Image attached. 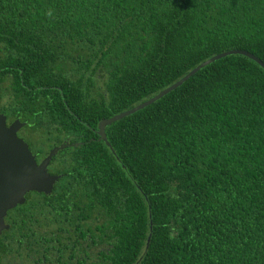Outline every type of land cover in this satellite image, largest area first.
<instances>
[{
	"label": "trees",
	"instance_id": "trees-1",
	"mask_svg": "<svg viewBox=\"0 0 264 264\" xmlns=\"http://www.w3.org/2000/svg\"><path fill=\"white\" fill-rule=\"evenodd\" d=\"M230 49L264 61V0H0V113L37 161L79 142L8 211L0 264H264L259 63L204 66L108 125L112 148L95 132Z\"/></svg>",
	"mask_w": 264,
	"mask_h": 264
},
{
	"label": "water",
	"instance_id": "water-1",
	"mask_svg": "<svg viewBox=\"0 0 264 264\" xmlns=\"http://www.w3.org/2000/svg\"><path fill=\"white\" fill-rule=\"evenodd\" d=\"M231 54L248 56L264 68V61L247 50L230 49L215 54L152 97L123 112L114 114L109 118H103L99 122L98 129L96 130L99 139L103 140L111 147L106 134V127L108 125L154 103L182 85L204 66ZM25 124L26 122L15 119L8 125L7 116L0 113V236L5 230L10 228V224L6 223L5 220L8 211L18 205H23L26 202L27 193L31 191L45 194L52 193L54 184L60 179L61 174L49 173L48 166L53 157L56 156L60 150L68 146V144L63 143L53 147L47 156L38 162L37 156L30 149L28 142L18 135V131L25 126ZM150 240L151 233L148 236L147 247L149 246Z\"/></svg>",
	"mask_w": 264,
	"mask_h": 264
},
{
	"label": "flooded vegetation",
	"instance_id": "flooded-vegetation-1",
	"mask_svg": "<svg viewBox=\"0 0 264 264\" xmlns=\"http://www.w3.org/2000/svg\"><path fill=\"white\" fill-rule=\"evenodd\" d=\"M4 114V113H3ZM6 116H7V124L9 125V124H11L15 119H20L21 120V118L20 117H12L11 115H7V114H5ZM23 122V121H22ZM26 125V124H25ZM25 126H23L19 131H18V135L20 134V132H22V130H23V128H24ZM97 130V129H96ZM96 130H95V132H96ZM97 133V132H96ZM20 137H22L21 135H19ZM23 138V137H22ZM24 139V138H23ZM63 143H65V144H68V146H75V145H77V143H79V142H71L70 141V138H66L63 142H61L59 145H61V144H63ZM59 145H56V146H59ZM67 146V147H68ZM66 147V148H67ZM31 149V148H30ZM61 151V150H60ZM59 151V152H60ZM33 152V151H32ZM47 156V155H46ZM45 157V156H44ZM43 157V158H44ZM55 157V156H54ZM53 157V158H54ZM43 158H41L40 160H38V162H40ZM48 171H49V173H51V174H61V175H63L64 173L63 172H59L60 170H58V162H56V161H53V159L51 160V162H50V164H49V166H48ZM60 181V179L54 184V188H53V191H52V193L54 192V190L56 189V186L58 185V182ZM31 192H35V191H31ZM31 192H29V193H27L26 194V198H27V196H28V194H30ZM51 193V194H52ZM51 194H49V195H51ZM27 200V199H26ZM7 217V216H6ZM5 220H6V218H5ZM6 223H7V221H6Z\"/></svg>",
	"mask_w": 264,
	"mask_h": 264
},
{
	"label": "rangeland",
	"instance_id": "rangeland-1",
	"mask_svg": "<svg viewBox=\"0 0 264 264\" xmlns=\"http://www.w3.org/2000/svg\"><path fill=\"white\" fill-rule=\"evenodd\" d=\"M96 84L102 85V84H103V79H102V78H99V79L96 81ZM25 131H26V130H23V132H20L19 135H21V136H25V134H26Z\"/></svg>",
	"mask_w": 264,
	"mask_h": 264
}]
</instances>
